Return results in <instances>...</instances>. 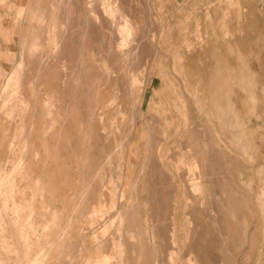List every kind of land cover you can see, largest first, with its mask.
<instances>
[{"label":"rangeland","instance_id":"rangeland-1","mask_svg":"<svg viewBox=\"0 0 264 264\" xmlns=\"http://www.w3.org/2000/svg\"><path fill=\"white\" fill-rule=\"evenodd\" d=\"M29 2L45 4V0H39L38 2L37 0H29ZM29 2L28 0H19L18 5L27 7L30 4ZM145 2H147V6ZM138 4L139 14L143 17L141 18L142 25L144 24L142 33L146 31L144 33L146 35L145 41L149 43L146 42L148 46H146L143 55L145 56L146 53L145 57L147 60L143 59L145 61L144 65L141 63V66L139 64L138 67L143 68L142 71L138 70L136 66L138 64L136 63H132V67H130L131 64L128 66V69L130 67V72L133 74L134 69L137 68L136 70L140 72L135 71V75L140 73L138 76L142 78L138 79L142 81H140L141 83L139 82L140 86H142V113L141 118H136V129L127 131L129 114H113L111 113L113 110L110 109L108 110L110 114L105 118V129L97 126L98 129L94 130V136L93 132L89 134L87 130V121L84 119L87 118L85 113L79 111L78 121H76L77 118L75 120L71 119V123H76L73 125L74 127L80 124L83 127L80 125V127L76 126L75 129L72 126L73 129L71 130L72 124L69 121H65L69 125L64 123V127L68 126L64 129L69 130H67V133L64 131L63 133H66L64 135L63 133L61 134L60 130L62 124L60 125V121H58L57 123L59 124L56 123L54 125V130H50V133L53 131V136L51 135L52 133H49V130H44L43 123H41V119H43V122L46 120L45 116V119L44 117L41 118L43 115L42 104L46 99L43 93H39V98L35 100L36 102L32 101L33 104H39L37 106L39 109L37 115L39 116L40 113V118L37 115L35 117L31 115L34 113L32 112L33 109L32 111L30 110L33 107L31 106L32 103L28 102L30 108H27V110L30 112L25 115L27 110L25 111L18 102L12 101V105L10 104L4 109L0 108V158L2 159H0V163L4 164L0 166V178L2 179L6 173L8 174L5 175L3 180L0 179V188H5H2L0 193L3 190L6 193L8 192L6 190L7 186L3 185H7L5 183L9 177L11 179L12 176H16V179L22 173L24 175L28 173L29 177H32L30 183L24 180L22 187L25 190L26 198L30 200L32 191L29 189V185L34 187V190L36 188L39 189L37 181L35 182L36 185L33 180L41 178L42 193H44V188H46L48 193L47 204L48 202L49 204L51 203L57 213L53 212L51 214L49 205L45 206V204H42V201H46L45 196H43L44 198L35 196L36 206L38 212L40 208L45 206L46 211L49 209L48 214L51 215L50 217L54 215L53 217L57 216L61 219L52 217V219L56 220L54 223V220L49 217L51 222L53 221L52 224L54 225L51 226L53 229L57 228V224H60L57 220L61 221V225H64V221H62L64 218L68 217V215L72 217L76 215L82 210L83 204L85 209L87 206L85 200L86 203H89V206L91 205L92 214H95V216H91L92 218L90 217L91 225L88 223V215L80 218L78 236L76 238L71 236L68 240L67 254L53 257L49 261L50 264H59L58 260H65L63 264H95V262L97 264H119V262L127 264L126 261L129 264H136L137 262V264H264V25L254 24L253 31L248 30L246 33L243 28H246L247 25H238L239 31H237L236 25H231L227 22L229 18L228 13L225 11L222 13V17H219L220 21L218 22L214 8L211 7L190 9L185 7L183 3H177L174 0H139ZM148 6L151 9L150 14L153 11L152 16L144 14L146 13L145 10H147L145 8ZM6 9L9 11L7 14L8 23L5 21L0 22V26L3 23L4 26L9 27L10 36L7 38L0 29L1 37L4 38L2 45L0 44V59H6L5 61L7 62L3 66L0 65L1 86L5 84V78L10 70L12 71L16 67L17 62L21 60L19 55H21V50L23 52V49L20 47L25 38L28 37L30 29L29 19L31 18L29 17L30 14H25L23 18L17 20L15 18L17 5H10ZM0 19L5 20L3 16H0ZM37 19L38 15L31 23L34 28L37 27ZM7 45L9 47L12 45L11 52L8 55L1 51ZM148 52H150V56L147 54ZM96 55L94 56L96 57ZM99 56L97 55L96 57V66L101 63L98 59L103 57ZM97 61L100 63H97ZM99 68L95 69L96 73L94 72V74H100L99 76L103 78L101 80L103 88L107 78L104 74V67L99 66ZM99 71L101 72L99 73ZM111 79L108 82L109 84L112 81ZM95 80H92L93 84H95ZM41 91L43 92V90ZM108 99L109 97L105 99V102ZM82 105L83 103L80 104V107ZM55 113L56 111L53 112L54 119L55 117L57 118ZM30 119L31 122L35 119L32 122L34 123V130L30 127ZM83 119L85 122H83ZM26 120L29 124L26 123ZM35 121H39V124ZM45 122L51 123L53 121L51 119ZM62 122L63 119H61ZM125 122L127 125L125 124L124 127L123 124ZM25 125L29 127L27 132L32 134L28 133V137L25 136L26 130L24 129L28 128L24 127ZM121 125L124 129L121 128ZM58 129L60 133H57ZM84 129L86 131L82 133ZM33 131L38 132V134ZM44 131H48V133ZM69 131L70 134L72 133L71 136L68 133ZM149 133H151V138ZM66 135L67 137H65ZM85 135L86 137L88 135V137L85 138ZM125 135L128 136L126 137ZM22 136L29 139H25ZM58 136L62 137V139ZM123 136L126 139L122 138ZM56 137L60 141H57ZM68 137H72L74 140L70 138V142ZM147 137L150 139L148 140ZM120 138L123 141L127 140L124 142L125 145L123 144L125 148L123 147L121 153L116 149V145L121 140ZM20 139L22 141H18ZM42 139L43 141H41ZM9 140L11 142H7ZM84 140L86 141L84 142ZM57 142L62 144L59 143L57 147ZM8 143L9 145L12 144L10 149ZM24 143L27 147H24ZM93 143L95 144L93 145ZM29 146H31L29 149L31 153L28 152ZM12 149L14 150L13 155L15 158L25 156V161L20 159L19 168L15 170L11 166L16 162L18 164L19 160L17 159L16 161L12 158ZM19 149L21 152L18 151ZM47 149L48 151L46 152ZM56 149L58 152L55 151ZM114 149L117 152H114ZM4 152L6 155H3ZM34 152L37 156H31L32 153V155H35ZM19 153H23V155L20 154V157H18ZM109 154L114 155L110 156ZM120 154L121 156H119ZM144 154H147L148 160ZM4 156L5 160L3 161ZM46 156L50 159L52 158V160ZM161 156L163 157L162 161L159 160ZM32 157L37 158L34 161ZM108 157L109 161L112 159L110 165H108ZM143 157L148 163H144ZM96 158H99V160ZM89 159L90 161L93 159L94 162L98 163H95L96 167H100L102 162L101 167H105V174L101 173L103 174L102 179L99 177L100 174L94 178L96 194L89 190L86 191V194H83L80 190L81 194L77 191L83 189L90 182L89 176H84L86 175L85 171H88V167L92 162H89ZM11 160L15 163L13 161L11 163ZM6 161H10V166L7 165ZM24 162L27 164L24 165ZM83 164H87L86 167L82 166ZM142 164L145 166L143 167ZM27 165L29 166L28 169ZM33 165L35 166L33 167ZM90 166L92 167V165ZM96 167L95 169H97ZM43 169L48 172L46 171L43 174ZM27 170L31 172V175ZM82 170L83 173H81ZM103 170L99 172H103ZM13 172L15 173L13 174ZM46 173L52 175L49 177ZM139 173L140 175H138ZM80 174H83L82 176L85 178L87 177L86 181ZM137 175L138 181L136 179ZM36 177L38 178L35 179ZM105 179L108 182H105ZM196 179L204 183L200 186L202 189H199L198 193L194 194L191 193V187L188 186L192 182L197 181ZM101 180H104V182ZM78 186L83 188L77 189ZM105 189L107 192L104 191ZM49 194L53 196L52 200H50ZM76 194H81L78 195L80 198L84 195L83 198L85 197L86 199L81 198L79 200ZM8 196V194H5L6 199H1L0 196V205L2 204L1 207L5 214L8 213V207H5L6 203L8 204L9 202ZM91 196L94 198L87 199ZM98 196L103 199L105 204L99 200L100 198L98 199ZM134 198L139 202L138 211L141 213L140 216L139 214L138 216L133 214L136 211L133 210L134 206L130 207L136 202ZM95 199L97 203H95ZM73 201L78 203L74 202L75 206L72 207ZM130 203L133 204L131 205ZM122 204L126 206L124 207ZM77 205H80V208ZM102 206L105 207L103 208ZM127 206L129 207L126 208ZM75 207L78 209H75ZM93 207H96L95 210H93ZM122 207L129 212V215L128 213L125 215L128 221L121 216L122 213L124 214ZM99 208L100 210H97ZM73 209L78 212L76 213ZM118 217L124 220L123 223L125 225L121 224V219ZM137 217L138 220H135ZM152 217L157 227L154 226ZM35 220L37 230L40 233L43 230L45 220L39 214L36 215ZM136 221L143 225L141 226L143 236H147H144V240L139 237L138 233L141 227L137 225ZM130 222L135 223V225L132 224L131 227ZM118 224H121L120 226L125 229L128 224L129 227L124 231V228L118 227ZM136 226L137 228L139 227L138 231ZM152 226L154 229H159L158 232L156 231L158 237L155 236V231L150 233L151 229V232L154 230L151 228ZM116 228L120 229V232L123 233L122 235H125L124 232L127 231L126 235L130 237L127 238V244L131 241L130 244H133V247L128 245L130 248L125 246L126 250L130 249L129 252L131 253L127 252L125 262L116 253L118 247L115 246L114 241L118 240V233L119 235L121 234L119 229L116 233ZM153 236L158 239L154 237L155 239L152 240ZM137 239L140 241H136ZM142 240L143 243L147 240L148 245L145 243L144 246ZM158 240L160 241L157 244L154 243ZM151 241H154L155 245ZM110 242L112 246H115L114 248L110 246ZM137 243L140 246H137ZM141 247L144 248L143 251L140 249ZM33 249H36V247H33ZM139 249L141 250L140 253H138ZM0 256H7L11 264L14 263L15 255L13 253L6 254L0 248ZM154 256L155 258H153ZM33 257L34 255H31V258ZM105 257L108 258V262ZM56 258L58 260H55ZM103 258L105 259L103 260Z\"/></svg>","mask_w":264,"mask_h":264},{"label":"bare ground","instance_id":"bare-ground-1","mask_svg":"<svg viewBox=\"0 0 264 264\" xmlns=\"http://www.w3.org/2000/svg\"><path fill=\"white\" fill-rule=\"evenodd\" d=\"M39 0H37L38 2ZM142 1V0H141ZM148 1V0H147ZM29 2V0H28ZM31 2V1H30ZM29 2V3H30ZM42 2V1H40ZM139 0L137 2V0H45V4L42 5L40 3H30L27 7H24V6H20V5H17V11H16V14H15V18L17 20H19L20 18H23V16L25 14H30L29 17H31L29 20L30 22V29H29V34H28V37L25 38V40L23 41L22 43V46L20 47L21 49H23V52L21 50V55H19V57H21V60H19V62H17L16 64V67L14 69H12V71L10 70L9 74H7L8 76L5 78V84L3 86H1L0 88V97L2 99V101L0 102V108L4 109V107H8L12 101H15V102H18L22 107L23 109L26 111L27 108H30V105L29 103L31 104V106H33L32 108H30V110L33 111L34 113H32L31 115H33L35 117V115H37V113L39 112V109L37 108V106L39 105H36L35 103L33 104L32 101H35L37 98H39V93H43V96H45V102L42 104V107H43V110H42V116L40 115L39 113V118L41 116L42 117H46V120H51L53 122L51 123H46L44 120L43 122V119H41V123H43V127H44V130H49V133H50V130H54V125L60 121V130H61V134L66 131L67 133V130L69 129H64V128H67V127H64V123H66L65 121H69L71 123V119L72 120H75L78 116H79V111H82L83 113H85V116L87 118H84L86 119L87 121V130L89 131V134H92L93 132V135L95 136V132L94 130H96L97 126H100L102 127V129H105V126H104V123H105V118L107 117V115L110 114V112H108V110L112 109L113 111L111 113L113 114H129V118H127V120L129 121L128 125L126 124V122L123 124L124 127H125V124L127 125V128H128V132L129 131H132V130H135L136 129V118H141V113H142V99H141V94H142V90H141V87L140 86V83L141 82L138 80V79H142V78H139V74L140 73H137L138 75H135V71H138V70H141L143 68H138L139 67V64L141 66V63L142 65H144L143 63L145 62L143 59H146V53H145V56L144 55V50L146 49V42L148 41H145V38H146V35L143 32V28L144 27L142 25V19L143 17H141L142 15L139 14V10L138 7H139ZM0 4L1 5H6V0H0ZM141 4V3H140ZM149 4V3H148ZM15 5V4H14ZM145 5L147 6V2H145ZM142 6V4H141ZM147 10L146 13L144 14H147V16H152L153 14V11H152V14H150L151 12V9L150 7L148 6L147 8H145ZM143 12V11H142ZM15 13V12H14ZM36 15H38V19H37V27L34 28L32 26V22L35 20L36 18ZM144 16V15H143ZM147 16H145L147 18ZM150 18V17H149ZM16 20V22H17ZM146 20V19H145ZM151 20V19H150ZM15 21V20H14ZM144 21V19H143ZM144 23V22H143ZM151 23V22H150ZM146 25V24H145ZM16 26V25H15ZM29 26V25H28ZM152 26V25H151ZM148 27V25H147ZM146 28V27H145ZM150 28V27H149ZM0 29H1V32L8 38L10 36L9 34V27H6L3 25V23H1V26H0ZM147 30V29H146ZM149 32V31H147ZM144 34V35H143ZM148 35V34H147ZM12 37V36H11ZM148 37V36H147ZM12 40V39H11ZM151 42V41H150ZM149 43V42H148ZM5 47V46H4ZM96 52V53H95ZM150 52H148L147 54L149 55ZM20 54V52H19ZM95 54L97 55H100L102 58H99L98 62L97 63H100L99 66H102V68L104 67V74L106 75V78L105 79V82L103 85H105L103 88H102V81L103 78L100 77L99 75L100 74H94L95 72V69H98L99 66H96L95 64V61H96V57L94 56ZM150 56V55H149ZM145 57V58H143ZM147 60V59H146ZM147 62V61H146ZM132 63H136L138 65L137 68L138 70L134 69V74L132 72H130V67H132ZM131 64V66H130ZM128 66L129 69H128ZM134 67V65H133ZM144 67V66H143ZM100 69V68H99ZM133 69V68H132ZM98 71V70H97ZM101 71H99L100 73ZM140 72V71H138ZM96 73V72H95ZM143 74V73H142ZM103 75V74H102ZM101 75V76H102ZM0 76H2L0 74ZM138 76V77H137ZM141 76V75H140ZM110 78H112L110 81L111 83L109 84V80ZM1 79H3L1 77ZM93 79H96L95 81V84H93L94 82L92 81ZM93 82V83H92ZM140 82V83H139ZM106 83V84H105ZM96 85V87H95ZM39 87H41V89H39ZM98 87V88H97ZM43 90V92L41 91ZM40 91V92H39ZM109 97V99L105 102V99ZM31 101V102H30ZM39 101V100H38ZM37 101V103H38ZM29 102V103H28ZM36 102V101H35ZM82 107H80V104H82ZM12 105V104H11ZM11 108V107H10ZM12 109V108H11ZM41 109V108H40ZM56 109V110H55ZM21 110V109H20ZM15 111V109H14ZM56 111V115H57V118L59 116V118L57 119L55 117H53V112ZM12 112V111H11ZM22 112V111H21ZM27 112H30V111H26V114L27 115ZM41 112V110H40ZM81 112V114H82ZM29 114V113H28ZM12 115V114H11ZM23 115V114H21ZM23 115V116H25ZM21 116V117H23ZM32 116V118H34ZM83 116V115H82ZM27 117V116H26ZM44 117V119H45ZM25 118V117H24ZM23 118V119H24ZM31 118V117H30ZM31 118V119H32ZM83 118V117H82ZM81 118V119H82ZM119 118V117H118ZM29 119V118H28ZM27 119V120H28ZM31 119L29 122H31ZM36 119V118H35ZM33 119V120H35ZM54 119V120H53ZM60 119V120H59ZM61 119H63V122L61 123ZM80 119V118H79ZM83 119V120H84ZM110 119V118H109ZM125 119V118H124ZM26 120V123L29 124V122H27ZM32 120V122H33ZM126 120V121H127ZM140 120V119H139ZM146 120V119H144ZM142 120V121H144ZM78 121V118L77 120ZM109 121V120H108ZM116 121V120H115ZM30 123V127H32L31 129L34 130V123ZM36 122V121H35ZM85 122V120L83 121ZM147 122V120H146ZM24 123H25V120H24ZM24 123H22L24 125ZM39 124V121L36 122ZM57 123V124H59ZM112 123V122H111ZM37 124V125H38ZM68 124V123H66ZM72 124V123H71ZM76 123L72 124L71 125V130L73 128L76 129V126L77 127H80V125L82 126V124H80V121H79V126L76 125L75 127L73 125H75ZM84 124V123H83ZM148 124V123H147ZM69 125V124H68ZM86 125V124H84ZM58 126V125H56ZM66 126V125H65ZM73 126V128H72ZM114 126V125H113ZM120 126V125H119ZM24 127H28V126H24ZM38 127V126H37ZM36 127V128H37ZM83 127V126H82ZM85 127V128H86ZM148 127V126H147ZM146 127V128H147ZM59 128V126H58ZM91 130H89V129ZM121 128H122V125H121ZM27 129L28 128H25L24 130H26V137H28V135H32L31 133L27 132ZM43 129V128H42ZM82 129V128H81ZM98 129V128H97ZM101 129V130H102ZM124 129V128H122ZM31 130V131H32ZM37 130V129H36ZM35 130V131H36ZM70 130V131H71ZM80 130V129H79ZM113 130V129H112ZM16 131V130H15ZM14 131V132H15ZM33 131V132H35ZM59 129L57 130V133H60L58 132ZM70 131L68 132L70 134ZM77 131V130H76ZM84 131H86V129L80 132L84 133ZM87 131V132H88ZM115 131V130H114ZM17 132V131H16ZM39 132V130H38ZM38 132L36 134H38ZM42 132V131H40ZM45 133H48V131H44ZM53 132V131H52ZM51 132V133H52ZM75 132V130H74ZM91 132V133H90ZM101 132V131H100ZM99 132V133H100ZM12 133V132H11ZM29 133V134H28ZM34 133L35 137H36V134ZM50 133V134H51ZM55 133V131H54ZM66 133H63L64 135ZM103 133V132H102ZM127 133V132H126ZM23 135V133H21ZM28 134V135H27ZM40 134V133H39ZM59 134V135H61ZM67 134V135H69ZM72 134V133H71ZM70 134V136H71ZM80 134V133H79ZM86 134V132H85ZM104 134V133H103ZM109 134V133H108ZM150 134L149 133V137H150ZM11 135V134H10ZM9 135V136H10ZM15 135V134H14ZM20 135V134H19ZM53 135V133L51 134ZM50 135V136H51ZM58 135V134H56ZM67 135L65 137H67ZM74 135V134H73ZM84 135V134H83ZM99 135V134H98ZM97 135V137H98ZM129 135V133H128ZM127 135V136H128ZM16 136V135H15ZM21 136V135H20ZM25 136H22L24 137L25 139H29V138H26ZM41 136V135H40ZM44 136V135H43ZM48 134L46 135V138H47ZM49 136V138H50ZM54 136V135H53ZM100 136V135H99ZM102 136V134H101ZM126 136V135H125ZM126 136V137H127ZM20 137V138H22ZM34 137V138H35ZM39 137V136H38ZM59 138L62 139V137L58 136ZM64 137V139H65ZM88 137V135H87ZM86 135H85V138H87ZM126 137H122V138H125ZM15 138V137H14ZM31 138V136H30ZM44 138V137H43ZM69 138V141H70V138L72 137H68ZM84 138V139H85ZM92 138V137H91ZM120 138V142H118V144L116 145V149L117 151H120L119 153H121V151L123 150V147L125 148V144L124 142H126L127 140H124ZM148 138V137H147ZM151 138V137H150ZM148 138V140L150 139ZM10 139V138H9ZM13 139V138H12ZM11 139V141H13ZM16 139V138H15ZM40 139V137H39ZM54 139V138H53ZM67 139V138H66ZM74 140V138H72ZM71 139V140H72ZM83 139V137H82ZM94 139V138H93ZM32 140V139H31ZM37 141V139H35ZM55 140V139H54ZM56 140L60 141V139H57L56 137ZM72 140V142H73ZM147 140V141H148ZM10 140L7 141V142H11ZM18 141H22L21 139L18 140ZM27 141V140H26ZM25 141V142H26ZM43 141V139L41 140ZM48 141V140H47ZM67 141V140H66ZM76 141V140H75ZM82 141V140H81ZM86 140H84L85 142ZM151 141V140H150ZM24 142V140H23ZM29 142V140H28ZM52 142V141H51ZM54 142V141H53ZM62 143H64V141L61 140ZM61 142H59L60 144H62ZM71 142V141H70ZM92 142V141H91ZM20 143V142H19ZM31 143V141L29 142ZM28 143V144H29ZM39 143V141H38ZM41 143V142H40ZM50 143V142H49ZM59 143L57 142L56 146L58 147L59 146ZM69 143V142H68ZM150 143V142H148ZM23 144V143H22ZM54 144V143H52ZM70 144V143H69ZM95 143H93L94 145ZM124 144V145H123ZM12 145V144H11ZM9 143H8V146H9V149H10V146ZM67 145V144H66ZM71 145V144H70ZM77 145V144H76ZM89 145V143H88ZM151 145V144H150ZM149 145V146H150ZM44 146V145H43ZM63 146V145H61ZM148 146V145H147ZM18 147V146H17ZM21 147V146H20ZM24 147H27L24 143ZM31 146H29L28 148V152L29 149H30ZM72 147V146H71ZM110 147V146H108ZM22 148V147H21ZM47 148V147H46ZM87 148V147H86ZM94 148V147H93ZM17 149V148H16ZM15 149V150H16ZM27 149V148H25ZM62 149V148H61ZM89 149V148H88ZM92 149V148H91ZM110 149V148H108ZM8 150V148H7ZM50 150V149H49ZM59 150V149H58ZM127 150V149H126ZM2 151V150H1ZM14 150L12 149V158L14 160L17 161V159L19 160L18 164H16L13 160H11V163L13 161V167L14 170L19 168V163H20V159L25 161V156H21V158H15L14 155H13V152ZM20 151V149L18 150ZM33 151V150H32ZM48 151V149L46 150V152ZM57 151V149L55 150ZM107 151V150H106ZM112 151V150H111ZM115 151L114 149V152H117ZM9 153V150L7 151ZM17 152V151H16ZM21 152V151H20ZM24 152V151H23ZM58 152V151H57ZM110 152V151H109ZM113 152V151H112ZM113 152V153H114ZM124 152V151H123ZM122 152V153H123ZM8 153H7V156H8ZM11 153V152H10ZM25 153L27 154V152L25 151ZM31 153V152H30ZM35 153V152H34ZM104 153V152H103ZM6 155V153L4 152L3 155ZM20 154L23 155V153H19L18 157H20ZM33 154V153H32ZM31 156H37L36 153L35 155H32ZM105 154V153H104ZM115 154V153H114ZM113 154V155H114ZM147 154H150V153H147ZM146 154V155H147ZM70 155V154H69ZM78 155V154H77ZM110 156H113L111 154H109ZM108 155V156H109ZM145 155V154H144ZM145 155V157H146ZM2 156V155H1ZM28 156V155H27ZM30 156V157H31ZM49 156V155H47ZM46 156V157H47ZM92 156V155H91ZM91 156H90V159H91ZM99 156V155H98ZM102 156V155H101ZM121 156V154L119 155ZM159 156V155H158ZM51 157V156H49ZM47 157V158H49ZM144 158V160H142L145 164L148 163L146 162L148 160V158L146 157V159ZM8 158V157H7ZM6 158V159H7ZM33 158V157H32ZM37 158V157H36ZM35 157L33 158V160L35 161L36 159ZM160 158V157H159ZM163 157L161 156V158L159 160H163L162 159ZM1 159V158H0ZM28 159V158H27ZM50 159V158H49ZM55 159V157H54ZM60 159V158H59ZM88 159V158H87ZM89 159V162H91L90 165H92V167L89 165L88 167V171H85V174L84 176H89V181L87 185L83 187H80L78 186V188H83V189H79L77 192H80V190L83 192V194L85 193L86 194V191H91L93 194L95 193L96 194V188H95V185H94V178L96 176H98L100 174V178L102 177L103 174L101 173H104L105 171V167L102 168V162H101V165L100 167H96L95 165L98 164L97 162H94V160L92 159L90 161ZM99 160V158H96ZM121 160V158H119ZM152 159V158H151ZM2 160V159H1ZM5 160V156H4V159L3 161ZM8 160V159H7ZM32 160V161H33ZM52 160V158L50 159ZM82 160V159H81ZM83 160H85L83 158ZM100 160H102L100 158ZM105 160V158H104ZM107 160L109 161V157L107 158ZM112 160V159H111ZM111 160L109 161V164L110 165V162ZM30 161V160H29ZM39 161V160H38ZM106 161V160H105ZM160 161V162H161ZM2 162V161H1ZM9 165V162L6 161ZM49 162V161H48ZM66 162V161H65ZM142 162V163H143ZM153 162V161H152ZM22 163V162H21ZM25 163V162H24ZM84 163V162H83ZM86 163V162H85ZM96 163V164H95ZM104 163V162H103ZM107 163V162H106ZM1 164L3 163H0V166ZM27 163H25L24 165H26ZM4 165V164H3ZM23 165V164H22ZM66 165V164H65ZM87 164H83L82 166L86 167ZM143 165V164H142ZM10 166V165H9ZM35 165H33L34 167ZM106 166V165H104ZM145 165H143L144 167ZM47 167V166H46ZM95 167L97 169H95ZM10 169V167H8ZM12 168V169H13ZM24 168V167H23ZM21 168V169H23ZM29 168V166L27 165V169ZM149 168V167H148ZM153 168V167H152ZM81 169H86V168H81ZM103 170V172H99L101 170ZM4 170V169H3ZM13 170V171H14ZM34 170V168H33ZM46 170V169H45ZM6 171V170H5ZM29 170H27L28 172ZM37 171V170H36ZM41 171V170H40ZM47 171V170H46ZM43 169V174L44 172ZM8 172V171H6ZM12 172V171H11ZM21 172V170H20ZM30 172V171H29ZM42 172V171H41ZM48 172V171H47ZM52 172V171H51ZM50 172V173H51ZM3 173V172H2ZM15 172H13L14 174ZM22 173V172H21ZM34 173H35V170H34ZM83 173V170L82 172ZM197 173V172H196ZM1 174V173H0ZM23 174V173H22ZM31 175V172L29 173ZM47 174V173H46ZM45 174V175H46ZM54 174V173H53ZM105 174V173H104ZM161 174V173H160ZM5 175H8L7 173ZM4 175V177H5ZM17 175V174H16ZM37 175V174H36ZM41 175V174H39ZM49 175V173L47 174ZM52 175V174H50ZM49 175V177H50ZM55 175V174H54ZM81 176L83 174H80ZM140 175V173L138 174ZM138 175L136 177L137 181H138ZM151 175V173H150ZM157 175V174H156ZM155 175V176H156ZM188 175V174H187ZM199 175H201L199 173ZM104 176H107V175H104ZM103 176V177H104ZM111 176V175H110ZM159 176V175H158ZM178 176V175H177ZM193 176V175H192ZM191 176V177H192ZM3 177V176H2ZM3 177V178H4ZM9 177V176H8ZM13 177V178H12ZM11 179L8 178L7 182L5 184L7 185H3V186H7L6 187V190H8L7 194L9 195V197H12V192L15 190L13 189L14 188V181H15V177L12 176ZM23 177V176H22ZM34 177V176H33ZM44 178V176H42ZM83 177V176H82ZM91 177V178H90ZM133 177V176H132ZM3 178L1 180H3ZM7 178V176H6ZM27 178H28V173H27ZM32 178V177H31ZM38 177H36L35 179H37ZM40 178V177H39ZM85 178V177H83ZM87 178V177H86ZM86 178H85V181H86ZM105 178V177H104ZM112 178V176H111ZM140 178V177H139ZM29 179V178H28ZM27 179V180H28ZM41 179V178H40ZM40 179H37L35 180V182L37 181V184H38V188L39 189H35L37 194L36 195H40V193L43 195V188L41 189V183H40ZM102 179V178H101ZM155 179V178H154ZM158 179V178H157ZM164 179V178H163ZM192 179V178H191ZM194 179V178H193ZM203 179V178H202ZM6 180V179H5ZM109 180V179H108ZM197 180V179H196ZM48 181V180H47ZM102 181V180H101ZM107 181V179H105V182ZM136 181V180H135ZM3 182V184H4ZM29 182H30V179H29ZM84 182V181H83ZM104 182V180L102 181ZM108 182V181H107ZM112 182V181H111ZM86 183V182H84ZM84 183H82L84 185ZM136 183V182H135ZM204 183L203 181L199 182V180L197 181H194L191 183L190 186L188 187H191V190L192 191L191 193H198L199 189H202V187L200 188L201 184ZM36 184V183H35ZM36 184V185H37ZM104 184V183H103ZM102 185V184H101ZM106 185V184H105ZM103 185V186H105ZM133 185V184H132ZM49 186V185H48ZM51 186V185H50ZM100 186V185H99ZM111 186V185H110ZM137 186V185H136ZM52 187V186H51ZM133 187V186H132ZM135 187V186H134ZM4 188V187H2ZM0 188V190L2 189ZM104 188H107V187H104ZM137 188V187H136ZM5 189V188H4ZM52 189V188H51ZM45 190V188H44ZM76 190V189H75ZM102 190V189H101ZM112 190V189H111ZM135 190V189H134ZM137 190V189H136ZM189 190V188H188ZM4 191V190H3ZM3 191H1L3 193ZM16 191V190H15ZM53 191V190H52ZM103 191V190H102ZM101 191V192H102ZM106 191V189L104 190ZM5 192V191H4ZM91 192H88V193H91ZM107 192V191H106ZM6 193V192H5ZM4 193V195H5ZM33 193V191H32ZM39 193V194H38ZM76 193V192H75ZM81 193V192H80ZM87 193V195H88ZM100 193V192H99ZM35 194V193H34ZM54 194V193H53ZM82 194V193H81ZM81 194H76L77 197L79 198V200L81 198H83V196L80 198L78 195H81ZM101 194V193H100ZM116 194V193H115ZM136 194V193H135ZM1 195V194H0ZM109 195V194H108ZM198 195V194H197ZM38 196V197H39ZM45 196V195H44ZM93 196V195H92ZM102 196V195H101ZM120 196V195H119ZM123 196V195H122ZM5 197V196H4ZM17 197V196H16ZM43 197V196H42ZM46 197V196H45ZM124 197V196H123ZM122 197V198H123ZM136 197V196H135ZM141 197V196H140ZM155 197V196H154ZM6 198V197H5ZM35 198V197H34ZM44 198V197H43ZM100 197L98 196V199ZM109 198V197H108ZM115 198V196H114ZM137 198V197H136ZM144 198V197H143ZM142 198V199H143ZM148 198V197H147ZM156 198V197H155ZM9 199V198H8ZM12 199V198H10ZM41 199V198H40ZM47 201H48V196H47ZM74 199V198H73ZM75 199H77L75 197ZM83 199H86L85 197ZM102 198H100L99 200L102 202L103 199L101 200ZM110 199V198H109ZM116 199V198H115ZM139 199V198H138ZM31 200V199H30ZM36 200V199H34ZM45 200V199H44ZM135 200V198H134ZM11 201V200H9ZM33 201V200H32ZM78 201V200H77ZM76 201V202H77ZM82 201V200H81ZM110 201V200H108ZM122 201V200H121ZM136 201V200H135ZM6 202V200H5ZM13 202V200H12ZM28 202V201H27ZM26 202V203H27ZM31 202V201H30ZM29 202V203H30ZM34 202V201H33ZM41 202V201H40ZM45 203V201H42ZM75 201H73L72 203V207L75 206ZM84 202V200H83ZM115 202V200H114ZM200 202V201H199ZM1 203V202H0ZM19 203V202H18ZM43 203V204H44ZM78 203V202H77ZM82 203V202H81ZM95 203L96 202V199H95ZM94 203V204H95ZM99 203V201H98ZM104 203V201H103ZM103 203H101V205H103ZM123 203V202H122ZM125 203V202H124ZM198 203V202H197ZM203 203V202H202ZM5 204V203H4ZM9 204V202H8ZM8 204L6 203L5 207H8ZM12 204V203H11ZM32 204V203H31ZM83 204V203H82ZM81 204V205H82ZM85 204L86 203V200H85ZM105 204V203H104ZM115 204V203H114ZM131 204V203H130ZM133 204V203H132ZM131 204V205H132ZM146 204V203H145ZM160 204V203H158ZM13 205V204H12ZM11 205V206H12ZM30 205V204H29ZM33 205V204H32ZM35 205H36V202H35ZM48 205H49V202H48ZM124 205V204H122ZM127 205V203H126ZM124 205V207L126 206ZM198 205V204H197ZM201 205V204H200ZM14 206V205H13ZM28 206V205H27ZM34 206V205H33ZM46 206V205H45ZM44 206V207H45ZM78 206V205H77ZM80 206V205H79ZM78 206V207H79ZM83 207L84 204L82 205ZM91 206V205H90ZM93 206V205H92ZM95 206V205H94ZM130 206V205H129ZM129 206H127L126 208H128ZM134 206V207H133ZM188 206V204H187ZM31 207V206H29ZM43 207V208H44ZM49 207H51L49 205ZM82 207V209H83ZM97 207V205H96ZM96 207H93V210H95ZM98 207H100L98 205ZM103 207V206H102ZM105 207V206H104ZM103 207V208H104ZM130 207H133V210H136L134 211V215L140 216L141 213H139L138 211V208H139V202L136 201L134 203V205L130 206ZM156 207V206H155ZM189 207V206H188ZM2 208V207H1ZM13 208V207H12ZM77 207H75L76 209ZM80 208V207H79ZM101 208V207H100ZM97 209V210H100ZM135 208V209H134ZM160 208V207H158ZM165 208V207H164ZM201 208V207H200ZM6 209V208H5ZM11 209V207H10ZM10 209H7V210H10ZM14 209V208H13ZM20 209V208H19ZM31 209V208H30ZM48 209V208H47ZM52 210V208H49ZM49 209H48V213H49ZM73 209V210H75ZM78 209V208H77ZM102 209V208H101ZM124 208L122 207V210ZM192 209V208H191ZM45 210V209H44ZM66 210V209H65ZM72 210V212H73ZM87 210V209H85ZM112 210V209H111ZM121 210V209H119ZM127 209H124V214L122 213L121 216H123V219H126L125 215H129V212L128 210L126 211ZM20 210H17V209H14L13 212L12 210L11 211H7V212H10V215H11V212H12V216L15 218V220L17 222L20 221L19 217H20ZM34 211V209H33ZM53 211V210H52ZM92 211V210H91ZM130 211V209H129ZM21 212H22V209H21ZM24 212V211H23ZM31 212V211H30ZM76 212V210H75ZM78 212V211H77ZM76 212V213H77ZM96 212V211H94ZM98 212V211H97ZM155 212V211H154ZM5 213V211L3 212ZM33 214V212H31ZM30 213V214H31ZM53 212H51L52 214ZM56 213V212H54ZM131 213V211H130ZM192 213V212H191ZM195 213V212H194ZM8 214V213H7ZM31 214V216H32ZM40 214V213H39ZM98 214V213H97ZM5 215V214H3ZM9 215V214H8ZM28 215V214H27ZM80 215V214H79ZM91 215H94L95 214H91ZM162 215V214H161ZM12 216H10L11 219ZM29 217H31L30 215H28ZM54 216V215H53ZM52 216V217H53ZM120 216V217H121ZM133 216V215H132ZM151 216V215H150ZM156 216V215H155ZM166 216V215H165ZM6 217V216H5ZM3 217V218H5ZM9 217V216H8ZM46 217V216H45ZM52 217H50L52 219ZM118 217V218H120ZM2 218V219H3ZM7 218V217H6ZM5 218V219H6ZM21 218V217H20ZM33 218V217H32ZM47 218V217H46ZM53 218H56L58 219L59 217H53ZM70 218V217H69ZM92 218V217H91ZM155 218V217H154ZM167 218V217H166ZM9 218L6 219V222H8ZM29 219V218H28ZM60 219V218H59ZM72 219V218H71ZM74 219V218H73ZM121 219V218H120ZM131 219H133L131 217ZM140 219V217H139ZM152 221H153V217L151 218ZM54 220V219H52ZM61 220V219H60ZM127 220V219H126ZM135 220H138V217L137 219ZM150 220V219H149ZM155 220V219H154ZM11 221V220H10ZM13 223H14V219L12 220ZM23 220H21L20 222H22ZM31 221V219H30ZM29 221V223H31ZM56 220H54V223H55ZM58 222H60L59 220H57ZM72 221V220H71ZM70 221V222H71ZM112 221V220H111ZM128 221V220H127ZM134 221V220H133ZM141 221V220H140ZM0 222H2V220H0ZM15 222V224H17V226L13 225V227H15L14 229L15 230H20L22 227V224L20 223V226L19 224ZM50 222V221H49ZM122 222V223H121ZM121 223L122 225L124 224V220L121 219ZM137 222V221H136ZM12 223V222H11ZM12 223V224H13ZM34 223V222H33ZM29 224L32 226V224ZM51 224L53 223L50 222ZM73 223V222H72ZM71 223V224H72ZM131 223V222H130ZM138 223V222H137ZM163 223V222H162ZM3 225V223H1ZM8 224V223H7ZM10 224V222H9ZM8 224V225H9ZM49 224V223H48ZM61 224V222H60ZM110 225V223H108ZM121 224H118L119 226L118 227H123V226H120ZM135 223H131L130 226ZM153 224L154 226L157 227V224L153 221ZM54 224H52L51 226H53ZM59 225V224H57ZM74 225V224H73ZM125 225V224H124ZM127 225V223H126ZM137 225H141V223H138ZM47 226V225H46ZM49 226L48 229H51ZM149 226V225H148ZM2 227V226H1ZM0 227V228H1ZM4 227V226H3ZM11 227V226H10ZM12 227V228H13ZM58 227V226H57ZM60 227V226H59ZM128 227H129V224H128ZM127 227V228H128ZM132 227V226H131ZM150 227V226H149ZM6 228V227H5ZM30 228V227H29ZM53 228V227H52ZM67 228V227H66ZM65 228V229H66ZM108 228V227H107ZM106 228V230H107ZM124 228V227H123ZM126 228V229H127ZM133 228H135V226H133ZM137 228V226H136ZM139 228V227H138ZM137 228V231L139 230ZM144 228V227H143ZM148 228V227H147ZM153 228V226L151 227ZM10 229V228H9ZM14 229H12L11 231H13ZM23 229V228H22ZM45 230H48L44 227ZM43 229V230H44ZM70 229V228H69ZM116 233L118 231L119 228H116ZM124 228V231L126 230ZM154 229V228H153ZM158 228L154 229L152 232L150 230V233H153L154 231V234L155 236L156 235V231L158 232L159 229L157 230ZM4 230V229H3ZM15 230L13 232H15ZM60 231H62L60 228L58 229ZM74 230V229H73ZM104 230V231H106ZM35 231V230H34ZM49 231V230H48ZM64 231V230H63ZM72 231V229L70 230V232ZM108 231V230H107ZM148 231V230H147ZM12 232V233H13ZM17 232V231H16ZM21 232V230L19 231V233ZM44 232V231H43ZM50 232H53L52 230L49 231ZM59 232V231H58ZM119 232H120V229H119ZM3 233V232H2ZM18 233V232H17ZM34 233V232H33ZM72 233V232H71ZM121 233V232H120ZM125 235H122L123 233H121L119 235H117V238L118 240L117 241H114L115 242V246L118 247L116 253L118 254V256L121 258H123L124 262L126 261V256H127V252H129V250H126L127 246L128 245H131L130 243L127 244V238H130L126 235L127 231L124 232ZM129 233V232H128ZM148 233V232H147ZM37 234V233H35ZM52 234V233H51ZM54 234V233H53ZM104 234H106V232H104ZM130 234V233H129ZM142 239L146 236L144 235L143 236V233H142V227L138 233ZM153 234V235H154ZM158 234V233H157ZM162 234V233H161ZM12 235V234H11ZM21 235V236H20ZM20 235H16L15 237L17 238V240L21 237V239L23 238V233H20ZM34 235V234H33ZM56 234L53 235V237H57V235L55 236ZM65 235V234H64ZM73 235V233H72ZM76 235V234H75ZM173 235V234H172ZM4 237V235H2ZM13 236V235H12ZM52 236V235H50ZM59 236V235H58ZM119 236V237H118ZM137 236V235H136ZM153 236L152 240H154L155 237ZM167 236V235H166ZM2 237V238H3ZM26 237V236H25ZM24 237V238H25ZM46 237V236H44ZM43 237V238H44ZM48 239L47 241H43V242H46L45 246H50V244L52 243V239L56 240L58 238H53L51 237V239L49 238V236L47 235ZM62 237V236H61ZM139 237H136V238H139ZM147 237V236H146ZM150 237V236H149ZM155 237V238H154ZM172 237V236H171ZM28 238V237H27ZM39 238H41V235L39 236ZM38 238V240H40ZM63 238V237H62ZM60 238V239H62ZM67 238V237H66ZM76 238V237H75ZM106 238V237H104ZM4 239V238H3ZM13 239L14 236H13ZM20 239V240H21ZM42 239V238H41ZM143 239V240H144ZM148 239V238H147ZM158 239V238H157ZM160 239V238H159ZM170 239V238H169ZM5 240V239H4ZM19 240V241H20ZM25 241V239H22ZM21 240V241H22ZM38 240H37V244H38ZM43 240V239H42ZM41 240V242H42ZM103 240V239H102ZM108 240V239H107ZM106 240V241H107ZM113 240V239H112ZM111 240V242H112ZM143 240H142V243H143ZM23 241V242H24ZM138 241V239L136 240ZM140 241V240H139ZM138 241V242H139ZM156 241V240H155ZM160 240H158L157 242H154V241H151V243H158ZM26 242V241H25ZM110 242V246L111 247H115L114 245L112 246ZM134 242V241H133ZM172 242V241H171ZM5 243V242H4ZM102 243V242H101ZM108 243V242H107ZM145 243H147V240L144 241L143 245L145 246ZM153 243V244H154ZM3 244V243H2ZM26 244V243H24ZM103 244V243H102ZM106 244V243H105ZM139 243H137V246H140V244L138 245ZM43 245V244H42ZM52 245V244H51ZM65 245V244H64ZM63 245V246H64ZM108 245V244H107ZM106 245V246H107ZM133 245V244H132ZM131 245V246H132ZM142 245V244H141ZM148 245V243H147ZM155 245V244H154ZM166 245V244H165ZM18 246V245H17ZM46 246V247H47ZM103 246V245H102ZM101 246V248H102ZM126 246V248H125ZM136 246V248H138ZM163 246V245H162ZM6 247V245H5ZM44 247V246H43ZM67 247V246H66ZM133 247V246H132ZM156 247V246H155ZM161 247V246H160ZM169 247V246H167ZM18 248V247H17ZM25 248V247H24ZM27 250H28V247H26ZM38 249H41L39 247H37ZM62 248V247H61ZM128 248H130V246H128ZM162 248V247H161ZM5 249V248H4ZM50 249V248H48ZM103 249V248H102ZM106 249V248H105ZM109 249V248H108ZM115 249V250H116ZM134 249H135V246H134ZM133 249V250H134ZM142 249V251L144 250V248H140ZM139 249V252L140 253V250ZM158 249V248H156ZM168 249V248H167ZM7 250V248H6ZM26 250V249H25ZM26 250V251H27ZM94 250V249H93ZM152 250V249H151ZM9 251V250H7ZM16 251V249H15ZM15 251H13V255L15 254ZM19 251V250H18ZM17 251V252H18ZM44 252V250H42ZM47 251V250H46ZM45 251V252H46ZM102 251V250H101ZM167 251V250H166ZM176 251V250H175ZM16 252V253H17ZM23 252L24 249H23ZM22 252V253H23ZM38 252L41 253L40 250H38ZM42 252V253H43ZM49 252V251H48ZM51 252V250H50ZM59 252V251H58ZM169 253V251H167ZM171 252V251H170ZM26 253V252H25ZM22 254V256L24 255L25 257L28 256L26 254ZM37 253V252H36ZM35 253V254H36ZM145 253V252H144ZM142 253V254H144ZM148 253V252H147ZM156 253V252H155ZM9 254V252H8ZM20 254V253H19ZM122 256H120V255ZM131 254V253H130ZM153 254V253H152ZM18 255V254H17ZM15 255V256H17ZM21 255V254H20ZM19 255V257H20ZM37 255V254H36ZM40 255V254H38ZM51 255V254H50ZM155 255V254H153ZM163 255V253H162ZM172 255V254H171ZM41 256V255H40ZM47 256H49L47 254ZM103 256V255H102ZM105 256V255H104ZM139 256V255H138ZM141 256V255H140ZM168 256V255H167ZM189 256V255H188ZM145 257V256H144ZM170 257V256H169ZM168 257V258H169ZM184 257V256H183ZM186 257V256H185ZM24 258V257H23ZM36 258V257H35ZM39 258V256H38ZM106 258V261L108 262L109 260H107L108 258ZM103 258V260L105 259ZM117 258V257H116ZM130 258V257H129ZM139 258V257H137ZM155 258V256L153 257ZM188 258V257H187ZM17 259V258H16ZM25 259V258H24ZM101 259V258H100ZM118 259V258H117ZM133 259V258H132ZM1 260V258H0ZM34 260V259H33ZM120 260V259H119ZM122 260V261H123ZM127 260H129L127 258ZM139 260V259H138ZM157 260V259H156ZM40 261V260H39ZM121 261V260H120ZM36 264H39L37 263V261L35 260ZM34 262V263H35ZM98 262V261H97ZM119 262V261H118ZM127 264L128 261H126ZM131 262V261H130ZM157 262V261H156ZM29 263V262H28ZM62 263V262H61ZM103 263V262H102ZM134 263V261H133ZM138 263V262H137ZM136 263V264H137ZM146 263V262H145ZM158 263V262H157ZM190 263V262H189ZM210 263V262H209ZM1 264V262H0ZM31 264V263H30ZM33 264V262H32ZM41 264V263H40ZM94 264V263H93ZM95 264H97L95 262ZM99 264V263H98ZM119 264H123V263H120Z\"/></svg>","mask_w":264,"mask_h":264},{"label":"crops","instance_id":"crops-1","mask_svg":"<svg viewBox=\"0 0 264 264\" xmlns=\"http://www.w3.org/2000/svg\"><path fill=\"white\" fill-rule=\"evenodd\" d=\"M175 2H181V3H183L184 4V6L185 7H188V8H190V9H201V8H203V7H211V8H214V12H215V16H216V18H218V22L220 21L219 20V17L221 18L222 17V13L225 11V12H227L228 13V20H227V22H229L231 25H236V29H237V31H239V27H238V25H247V27L245 28H243V30H246L245 32L247 33L248 32V30H252L253 31V28H254V24H263L264 25V0H174ZM6 5H1L0 4V16H3L4 17V19L5 20H3V19H0V22H3V21H5L6 23H8V17H7V14H8V10L6 9V7H8V6H10V5H13V4H15V5H18V3H19V0H6ZM248 25H250V26H248ZM263 29H264V26H263ZM4 40V38L3 37H1V34H0V44L2 45V41ZM11 49H12V45L9 47L8 45L6 46V48H4V49H1V51H3V52H5L7 55L9 54V52H11ZM1 56V55H0ZM6 59H0V65L1 66H3L4 64H6L7 62L5 61ZM23 176V177H22ZM28 178L29 179H31V177H29V175H28ZM27 178V175H24V174H21L19 177H17L16 179H15V181H14V188L13 189H15L13 192H12V197H9L8 196V198H9V200H11V201H9V204H8V206H9V208L8 209H10V207H11V209L10 210H8V211H11L12 210V212H13V210L14 209H17V210H20L19 212L21 213L20 214V217H19V219H20V221L21 220H23L22 222H20L21 224H22V227H20L21 229V232L20 233H23V238L22 239H25V241L24 240H22L21 239V237L17 240V234L18 235H20V233H19V229L18 230H15L16 228L15 227H13V225L15 226H17V224H15V222H17L16 220H15V218L12 216V212H11V215H10V212H8V214H5V213H3V210H2V208H1V206H2V204L0 205V220H2V222H0V248L1 249H3V251L4 252H6V254H8V252L9 253H12L13 251H15V249H16V251H15V254L14 255H17V256H15V260H14V263L13 264H32V262H33V264H35L36 262H35V260L37 261V263H41V264H50L49 263V261L53 258V257H60V256H62V255H65V254H67V242H68V240L70 239V237L71 236H78V231L80 230V228H79V219L80 218H82L84 215H88L89 216V221H88V223L91 225V219H90V217L92 216L91 214H92V211H91V209H90V206H89V203H87V206H86V208L85 209H87V210H85L84 208L80 211V212H78L76 215H74L73 217L71 216V215H68V217H66V218H64L62 221H64V225H61V224H59L58 225V227L57 228H55V229H53V228H51V229H48L49 228V226H51L50 224V222H51V219L49 218L51 215L50 214H48V212L46 211V207H42V208H40V210H39V212H38V210H37V206L35 205V202H36V200H34V199H36V198H34L35 196H36V194H37V192H36V190H34V187H31L30 185H29V189H31V191H33V193H32V197H31V200H29L28 198H26V196H25V190L23 189V187H22V182L24 181V180H27L28 179ZM29 179L27 180V181H29ZM33 182H34V184H35V181L33 180ZM30 183V182H29ZM41 183V182H40ZM35 193V194H34ZM1 195V199H6L4 196V192L2 193H0ZM5 194H7V193H5ZM39 194V193H38ZM40 195L41 196H46V198H47V196H48V193H47V191H46V188H45V190H44V193H43V195L40 193ZM17 196V197H16ZM37 196H39V195H37ZM49 197H50V200H52L53 199V196L52 195H50L49 194ZM10 198H12V199H10ZM94 197H89V198H87V199H93ZM12 200H13V202H12ZM34 202H33V201ZM28 201V202H27ZM31 201V202H30ZM19 202V203H18ZM27 202V203H26ZM30 202V203H29ZM14 205H12V204ZM34 205H32V204ZM44 202H42V204H43ZM30 204V205H29ZM46 206L48 205L47 204V199H46V201H45V203H44ZM12 205V206H11ZM28 205V206H27ZM50 206H51V203L49 204ZM29 206H31V207H29ZM14 209H13V208ZM20 208V209H19ZM31 208V209H30ZM50 208H52V210L50 209V211L51 212H56V209L54 208V207H50ZM21 209H22V212H21ZM33 209H34V211H33ZM45 209V210H44ZM24 211V212H23ZM33 212V214L31 213V212ZM32 214V216H31V214ZM40 213V214H39ZM57 213V212H56ZM3 214H5V215H3ZM30 215L31 217H29L28 215ZM37 214H39V215H41L43 218H44V220H45V224L43 225V229H44V227L46 228V229H48L49 231H53V232H50L49 233V231L48 230H42V232H40L39 233V231L37 230V226H36V215ZM80 214V215H79ZM7 218H9L7 221L8 222H6V217ZM9 216V217H8ZM10 216H12V218L14 219V223H13V219H11L10 218ZM47 218H46V217ZM71 216V217H70ZM3 217H5V218H3ZM33 217V218H32ZM70 217V218H69ZM3 218V219H2ZM29 218V219H28ZM72 218V219H71ZM74 218V219H73ZM30 219H31V221H30ZM11 220V221H10ZM72 220V221H71ZM29 221L31 222V223H33L32 224V226L31 225H29V224H31V223H29ZM50 221V222H49ZM71 221V222H70ZM9 222H10V224H9ZM13 224H12V223ZM19 222H17L18 224H19V226H20V223ZM61 222V221H60ZM73 222V223H72ZM1 223H3V225L1 224ZM9 225H8V224ZM49 223V224H48ZM72 223V224H71ZM74 224V225H73ZM47 225V226H46ZM4 226V227H3ZM11 226V227H10ZM60 226V227H59ZM6 227V228H5ZM13 227V228H12ZM30 227V228H29ZM67 227V228H66ZM10 228V229H9ZM15 228V229H14ZM23 228V229H22ZM61 229L62 231H60V230H58V229ZM66 228V229H65ZM70 228V229H69ZM4 229V230H3ZM12 229H14L15 230V232H13V231H11ZM72 229V233H73V235H72V233L70 232V230ZM74 229V230H73ZM35 230V231H34ZM64 230V231H63ZM18 233H17V232ZM44 231V232H43ZM59 231V232H58ZM3 232V233H2ZM13 232V233H12ZM34 232V233H33ZM35 233H37V234H35ZM52 233V234H51ZM56 234L57 235V237H53V235L54 234ZM14 236V238L15 239H13V236ZM34 234V235H33ZM65 234V235H64ZM76 234V235H75ZM2 235H4V237L2 236ZM41 235V238L43 239H41V238H39V236ZM47 235L49 236V238L51 239V237H53V238H58V239H56V240H54V239H52V245L50 244V246H45V244H46V242H43L44 240L45 241H47V239H48V237H47ZM50 235H52V236H50ZM55 235V236H56ZM59 235V236H58ZM16 236V237H15ZM21 236V235H20ZM26 236V237H25ZM44 236H46V237H44ZM63 238H62V237ZM5 239H3V238ZM25 237V238H24ZM28 237V238H27ZM44 237V238H43ZM67 237V238H66ZM38 238L40 239V240H38ZM60 238H62V239H60ZM22 241H21V240ZM20 240V241H19ZM37 240H38V244H37ZM41 240H42V242H41ZM24 241V242H23ZM5 242V243H4ZM3 243V244H2ZM24 243H26V244H24ZM43 244V245H42ZM65 244V245H64ZM5 245H6V247H5ZM18 245V246H17ZM64 245V246H63ZM44 246V247H43ZM18 247V248H17ZM25 247V248H24ZM26 247H28V250H27V248ZM33 247H36V249H33ZM37 247H39V248H41V249H38ZM62 247V248H61ZM5 248V249H4ZM6 248H7V250H9V251H7L6 250ZM48 248H50V249H48ZM23 249H24V251L26 252H23ZM27 251H26V250ZM19 250V251H18ZM38 250H40L41 251V253L40 252H38ZM42 250H44V252L42 251ZM47 250V251H46ZM50 250H51V252H50ZM18 251V252H17ZM46 251V252H45ZM49 251V252H48ZM59 251V252H58ZM17 252V253H16ZM23 252V253H22ZM37 252V253H36ZM43 252V253H42ZM21 255H20V254ZM26 254V255H28V256H22V254ZM37 255H36V254ZM38 254H40V255H38ZM47 254L49 255V256H47ZM51 254V255H50ZM19 255H20V257H19ZM31 255H34V257L33 258H31ZM38 256H39V258H38ZM25 259H24V258ZM36 257V258H35ZM0 258H1V260H0V262H1V264H11V261H10V259L7 257V256H0ZM17 258V259H16ZM34 259V260H33ZM40 260V261H39ZM55 260H58V258H56ZM29 262V263H28ZM35 262V263H34ZM58 262H59V264H63L64 262H65V260H58ZM62 262V263H61Z\"/></svg>","mask_w":264,"mask_h":264}]
</instances>
